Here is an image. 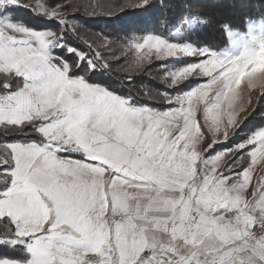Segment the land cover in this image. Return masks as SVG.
Here are the masks:
<instances>
[{
    "label": "snow or ice",
    "instance_id": "snow-or-ice-1",
    "mask_svg": "<svg viewBox=\"0 0 264 264\" xmlns=\"http://www.w3.org/2000/svg\"><path fill=\"white\" fill-rule=\"evenodd\" d=\"M68 8L0 0V264H264V126L244 123L264 105V12L221 22L216 48L193 39L211 20L189 0L117 53L84 39ZM81 8L112 14L104 0H72ZM157 63L174 93L133 83Z\"/></svg>",
    "mask_w": 264,
    "mask_h": 264
},
{
    "label": "trees",
    "instance_id": "trees-1",
    "mask_svg": "<svg viewBox=\"0 0 264 264\" xmlns=\"http://www.w3.org/2000/svg\"><path fill=\"white\" fill-rule=\"evenodd\" d=\"M124 2L130 3L132 0H104L105 5L111 10V15L98 14L92 16L81 8V11L73 13L70 16L76 17L73 23L78 26L84 39L98 44L102 38L107 37L115 43L114 50L119 52L118 46H120V43L133 35H140L149 31L163 32L165 27H167V21L174 19L177 12L184 11L189 6V0H153L156 7L152 12L147 14H143L142 11L131 7H126L123 10H118L114 7V5ZM212 4H218L219 6H210ZM191 10L197 15L203 14L201 16L202 19L211 20V24L207 27V30H201L193 39L207 41L216 48L226 46L225 37L220 31L221 22L230 23L236 30H239L242 18L247 16L258 18L264 12L260 0H191ZM19 12L26 14V20L30 25L40 28L44 27L40 18L33 16L29 10L24 9ZM51 30H55V26H52ZM73 43L87 50L82 40H74ZM162 71L163 69L160 68L159 70L155 69L153 74H148L147 72L135 75L133 83L138 89L148 87L154 93L166 90L174 93V89H166L160 81L159 76ZM120 75L124 74L121 73ZM92 79L94 82L107 83L119 90V78L117 74H113L109 78L105 74L98 73ZM138 100L141 103H146L160 109H165L169 106L159 100L149 101L143 95H139ZM260 126H264V123H259L258 121L251 123L245 132ZM229 143L227 142L224 147L229 146Z\"/></svg>",
    "mask_w": 264,
    "mask_h": 264
},
{
    "label": "rangeland",
    "instance_id": "rangeland-1",
    "mask_svg": "<svg viewBox=\"0 0 264 264\" xmlns=\"http://www.w3.org/2000/svg\"><path fill=\"white\" fill-rule=\"evenodd\" d=\"M60 0H49V3L51 4H55V3H59ZM66 2L69 4V8L68 9H65V11L69 14V15H72L73 13H76V11H71L70 8H71V3L72 1H68L66 0ZM81 11V9H80ZM18 15V18L21 19L23 22L29 24V22H27L26 18V14L22 13V12H18L17 13ZM119 47V46H118ZM118 52V51H117ZM157 69L159 70L160 67L158 66V63L157 64H154L153 66H151L148 70V74H153L154 70ZM255 101L253 102V108H250L249 109V112H248V115H247V118L245 119L244 123L245 125H247L246 128L249 127V125H251V123H256L257 121L259 123H264V105L262 106H255ZM169 106H167L165 109H167ZM160 109V108H159ZM165 109H161V110H165ZM243 115V114H242ZM245 128V130H246ZM243 133H241L242 135ZM233 140H235L236 138L235 137H232ZM230 138V139H232ZM227 142H222L218 147H217V151H219L220 149L224 148V145L226 144Z\"/></svg>",
    "mask_w": 264,
    "mask_h": 264
}]
</instances>
